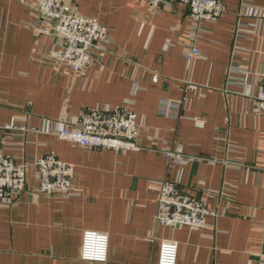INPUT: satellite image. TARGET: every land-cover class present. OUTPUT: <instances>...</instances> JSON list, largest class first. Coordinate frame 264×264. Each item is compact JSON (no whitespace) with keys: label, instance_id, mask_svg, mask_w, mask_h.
Masks as SVG:
<instances>
[{"label":"crops","instance_id":"obj_1","mask_svg":"<svg viewBox=\"0 0 264 264\" xmlns=\"http://www.w3.org/2000/svg\"><path fill=\"white\" fill-rule=\"evenodd\" d=\"M67 2L108 28L106 52L83 75L51 56L60 42L33 26V0H0V124L28 128L0 130L3 151L17 163L53 152L74 167V194H39L29 170L15 203L0 205V264H156L163 239L177 243L176 264H264V113L254 105L264 0H222L219 19L195 33L179 2L157 12L145 0ZM193 45L201 54L188 60ZM124 103L142 124L137 152L49 130ZM165 149L200 159L171 169ZM150 180L177 181L214 214L201 228L158 223ZM84 230L108 234L106 262L81 260Z\"/></svg>","mask_w":264,"mask_h":264},{"label":"built area","instance_id":"obj_2","mask_svg":"<svg viewBox=\"0 0 264 264\" xmlns=\"http://www.w3.org/2000/svg\"><path fill=\"white\" fill-rule=\"evenodd\" d=\"M153 12L161 7L179 2L188 9L189 20L194 24L193 33L201 22H215L225 11L222 0H145ZM35 18L33 26L44 34L54 35L60 42L51 56L83 75L90 64L106 52L108 28L97 18L83 16L67 0H33L31 4ZM195 37V36H194ZM197 46L186 49L185 56L192 60L200 56ZM157 77H154L156 80ZM257 113H264V84H260L254 98ZM0 130L23 134L28 128L14 121L0 124ZM50 132L59 138L81 147L111 149L116 152H137L142 148V124L127 103L109 108H86L72 120L51 123ZM5 142L0 140V205L10 206L25 189L28 171L33 170L38 178L37 192L45 196L68 197L74 194L72 180L74 167L59 160L53 152L34 156L17 163L3 151ZM168 167L179 169L200 158L176 150L165 149ZM148 190L156 194L158 223L176 227L185 225L201 228L206 217L213 215L206 204L183 191L174 180H150ZM264 234V223L262 224ZM177 243L161 240L156 264H176ZM109 255V236L98 230L82 233L80 258L84 261L104 263Z\"/></svg>","mask_w":264,"mask_h":264}]
</instances>
